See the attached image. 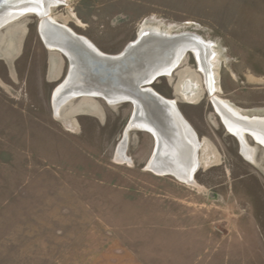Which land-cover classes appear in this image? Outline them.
<instances>
[{
  "label": "rangeland",
  "instance_id": "obj_1",
  "mask_svg": "<svg viewBox=\"0 0 264 264\" xmlns=\"http://www.w3.org/2000/svg\"><path fill=\"white\" fill-rule=\"evenodd\" d=\"M115 1L102 7L106 0H66L55 13L112 55L144 26L195 33L218 52L220 97L264 116L263 2ZM23 25L21 52L11 65L0 56V264H101L104 248L121 239L182 244L180 251L191 261L200 257V264H264L263 146L248 136L258 146L256 167L241 156L238 140L205 95L195 104L178 101L219 159L200 168L194 185L147 170L155 147L149 133L131 132L128 160L118 159L133 106L112 107L96 98L101 116L79 114L74 129L62 123L52 100L68 62L62 56L61 75L52 78L53 53L40 38L39 19L28 17ZM188 56L196 69L193 54ZM173 83L164 77L153 88L175 99Z\"/></svg>",
  "mask_w": 264,
  "mask_h": 264
},
{
  "label": "bare ground",
  "instance_id": "obj_2",
  "mask_svg": "<svg viewBox=\"0 0 264 264\" xmlns=\"http://www.w3.org/2000/svg\"><path fill=\"white\" fill-rule=\"evenodd\" d=\"M65 2L66 0H0V56L8 64H12L16 56L21 52L22 42L27 35V28L23 25V21L32 16H36L39 19L41 29L44 24H52L56 28L68 30L106 57L118 56L129 45L136 42L138 37L129 43L121 53L116 55L103 52L90 39L77 34L70 28L68 25L69 18L55 13L56 9ZM70 18H74L78 23L82 24L75 15ZM50 26H46V28L52 33L50 30L52 26ZM140 35H145L144 41L131 55L126 65L111 68L112 71H107L106 67L102 68L101 66L100 69L93 71L95 63H91L89 60L92 59L88 58L89 54L84 49H81L80 54L83 63H79V69L72 81V92L64 93L60 98L56 96L52 100L55 117L71 129H74L76 127L74 118L77 115L83 113H91L95 116L102 115V107L95 102L94 98H85L83 96V99L81 97L69 99L71 95L77 92L105 94L107 100L97 99L104 100L112 107H118L122 103L131 104L133 112L117 149L118 159L128 160L126 155L131 132L140 131L151 134L156 146L155 135L159 142L162 140V149L154 157V147L146 166L147 170L158 176H172L178 181L194 185L195 176L200 168L215 165L219 162V159L217 151L206 138L196 140L195 135L198 136V133L185 118L177 100L195 104L202 101L205 95H208L224 127L229 134L238 140L241 147V156L258 167V147L249 143L248 136L255 138L257 142H261L257 144H262L264 147V116L250 115L245 110L232 105L229 101L220 97L221 92H223L220 86L219 72L221 63L213 43L192 32L174 34L172 32H161L149 26H144L138 36ZM57 39L62 40L60 37ZM45 46L53 53L50 58V75L52 78L57 79L62 72V56L56 48L58 46L49 44H45ZM189 53L194 56L196 69H192L188 64ZM86 56L87 60L84 58ZM176 67L177 69L170 75L172 69ZM154 73L167 74L165 78L174 81V91L178 98L169 99L155 89L153 91L171 105L164 106L167 113L172 114L177 121H179V118L180 124L188 128L190 135L183 131L184 129H182L181 125H177L180 140L178 138L175 140L173 137H170V139L166 138L162 131L155 126L156 117L151 115L149 110V113L143 110V119L131 121L136 103L128 100L133 101L134 97L123 92H114L111 87L106 85L108 84V79H104L106 76H112L113 79L121 83L118 86L120 89H128L140 80L147 78V75H153ZM106 89L112 91L107 93ZM78 100L80 102L76 104L75 101ZM122 100L124 102L120 103ZM243 122L259 126L260 131L256 132L245 128L241 124Z\"/></svg>",
  "mask_w": 264,
  "mask_h": 264
},
{
  "label": "water",
  "instance_id": "obj_3",
  "mask_svg": "<svg viewBox=\"0 0 264 264\" xmlns=\"http://www.w3.org/2000/svg\"><path fill=\"white\" fill-rule=\"evenodd\" d=\"M49 25L52 26V24H48V25L44 24V27H42V29H41V26L39 25L38 32H39L42 42L46 45L49 44V45L58 46L56 47L57 50L60 52L61 56H63L68 62L67 74L64 80L56 87L54 94H53V100L55 99L56 96L60 98L62 94L72 92L73 90L72 81L74 80L75 75L79 69V63L81 64L83 63V59L81 58V54H80L81 49H84L87 52V54H89L88 58L92 59L89 61L91 63L92 62L95 63L94 65L95 67L93 71L100 69V66L102 68L106 67L107 71H112L111 68L118 67V66L123 67V65H126V62L128 61V59L138 49V46H140L143 43L144 38H145V35H140L138 36L136 42L134 44L129 45L122 54L118 56H114V57H106L100 54L96 49L88 45L85 41L76 37L73 33H71L68 30H62L59 27L56 28L54 26L52 27L50 26L52 28L50 29L52 33H50L48 28H46V26H49ZM58 37H60L62 40H58L57 39ZM84 58H86L87 60V56ZM176 69L177 67L172 69L170 75H172V73ZM166 75L167 74H164V73H154L153 75H147V78L140 80L138 83H135V85H133L131 88H128V89H120L118 86L121 85V83L118 80L113 79L112 76H106L104 79L105 80L108 79L107 81L108 84L106 85L111 87L114 92H119V93L123 92V93H126L134 97L133 101L128 100L130 102L136 103L134 105L135 110H134L131 121H135L136 119H143V113H142L143 110L144 112L147 111V113L150 112L151 115L156 117L155 126L158 127L162 131L163 135L166 138L170 139V137H173L175 140L177 138L180 140V137L178 135L179 132H178L177 125L178 124L181 125L185 133L186 132L189 133L188 128L185 127L183 124H180L181 122L179 118H178L179 121H177L174 119V116L172 114L167 113L166 108L164 106H167V105L171 106V105L168 104L167 101L163 100L159 95H157L153 91L154 88L152 84L157 79L161 77H165ZM106 90L108 91L107 93L112 91L110 89H106ZM83 96L85 98L86 97H90L94 99L102 98V99L107 100L105 94H91V93L84 94V93H79V92L71 95L69 99L77 98V97H81V99H83L84 98ZM122 102H124V100L120 101V103ZM176 117H179V116H176ZM241 124L245 128H249L250 130H254L256 132L260 131L259 126L257 125H252V124L244 123V122ZM154 137L156 140V146H155L153 156L155 157V155H157V153H159L162 149V142H161L162 140H160L159 142V140L157 139L155 135ZM195 138L198 141L199 137L197 135H195ZM253 139L256 143H261V142H257L255 138ZM259 145L262 146V144H259Z\"/></svg>",
  "mask_w": 264,
  "mask_h": 264
},
{
  "label": "crops",
  "instance_id": "obj_4",
  "mask_svg": "<svg viewBox=\"0 0 264 264\" xmlns=\"http://www.w3.org/2000/svg\"><path fill=\"white\" fill-rule=\"evenodd\" d=\"M124 1L130 2L128 0ZM255 1L264 3V0ZM116 2L115 0H106L102 7H112ZM132 2L135 5L143 6L142 0H134ZM148 8L164 10L167 6H156L151 4ZM152 13L153 12L142 14L140 18ZM151 232L153 233L154 230ZM108 245L109 246L104 248V259L101 264H200L202 261L200 257L191 261L190 258L185 256L184 253L180 251L185 248L182 244H173L169 242L149 243L145 241L121 239L111 241ZM176 250L178 251L176 252Z\"/></svg>",
  "mask_w": 264,
  "mask_h": 264
}]
</instances>
